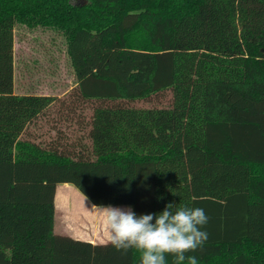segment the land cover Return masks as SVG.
<instances>
[{
	"label": "trees",
	"instance_id": "obj_1",
	"mask_svg": "<svg viewBox=\"0 0 264 264\" xmlns=\"http://www.w3.org/2000/svg\"><path fill=\"white\" fill-rule=\"evenodd\" d=\"M69 1L0 0V264H140L55 233L59 183L137 215L201 208L186 255L264 264V0ZM16 21L64 30L63 97L14 93Z\"/></svg>",
	"mask_w": 264,
	"mask_h": 264
},
{
	"label": "rangeland",
	"instance_id": "obj_2",
	"mask_svg": "<svg viewBox=\"0 0 264 264\" xmlns=\"http://www.w3.org/2000/svg\"><path fill=\"white\" fill-rule=\"evenodd\" d=\"M69 3L75 5L77 0H70ZM133 40L148 46L143 33L134 36ZM66 44L64 30L55 25L16 21L13 29L14 93L63 97L77 81ZM107 206L129 207H93L73 185L59 183L54 198V232L81 233L94 240L103 239L107 242L108 233L100 210ZM3 251L9 255L8 249L4 248Z\"/></svg>",
	"mask_w": 264,
	"mask_h": 264
},
{
	"label": "clouds",
	"instance_id": "obj_3",
	"mask_svg": "<svg viewBox=\"0 0 264 264\" xmlns=\"http://www.w3.org/2000/svg\"><path fill=\"white\" fill-rule=\"evenodd\" d=\"M107 241L117 250L139 253L140 264H198L197 257L186 255L202 248L208 238L202 228L208 217L201 208L165 206L160 213L137 215L131 207H101ZM154 221V222H153Z\"/></svg>",
	"mask_w": 264,
	"mask_h": 264
},
{
	"label": "crops",
	"instance_id": "obj_4",
	"mask_svg": "<svg viewBox=\"0 0 264 264\" xmlns=\"http://www.w3.org/2000/svg\"><path fill=\"white\" fill-rule=\"evenodd\" d=\"M93 207H96V206H94L93 204H91ZM120 206V205H119ZM123 206V205H122ZM124 206H129V207H131L130 205H124ZM131 209H132V207H131ZM58 234H61V233H58ZM63 235H68V236H70V237H72V238H75V239H81V240H85V241H89V242H91V243H106V241H104L103 239L102 240H94L93 238H89L88 236H86V235H84V234H81V233H71L70 232V234H63ZM75 236V237H74ZM77 236V237H76ZM107 239V238H106ZM105 239V240H106ZM108 242V241H107Z\"/></svg>",
	"mask_w": 264,
	"mask_h": 264
}]
</instances>
